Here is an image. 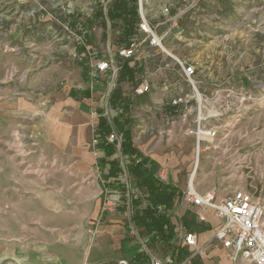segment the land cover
Segmentation results:
<instances>
[{
  "label": "rangeland",
  "instance_id": "obj_1",
  "mask_svg": "<svg viewBox=\"0 0 264 264\" xmlns=\"http://www.w3.org/2000/svg\"><path fill=\"white\" fill-rule=\"evenodd\" d=\"M113 1L0 0V55L6 60L0 77V256L13 257L21 249L29 253L81 233L103 198L97 163L104 152L96 147L94 135L99 111L110 121L117 115L110 97L121 70L105 75L93 65L111 56L119 62L117 51L127 45L122 23H111L107 16ZM143 3L146 19L158 33L167 30L157 25L165 8L171 13L185 9L175 30L182 36L166 39V45L173 55L196 66L202 94L220 91L224 97L226 91L235 96L244 91L252 97V109L236 131L246 133L241 145L254 150L247 142L264 134V0ZM101 8L107 26L97 14ZM150 53L142 54L148 73L163 56ZM164 59L172 70L164 74L176 81V62ZM136 83L122 82L123 95L132 96ZM156 97L133 100L134 144L159 167L167 165L172 180L178 175L177 185L185 187V172L179 171L189 169L194 143L176 135L169 146L146 130L162 128L167 116L154 104ZM115 157L124 159L120 144ZM198 181L201 192L215 188L221 195L230 192V186L242 185L224 181L222 169L205 161Z\"/></svg>",
  "mask_w": 264,
  "mask_h": 264
},
{
  "label": "built area",
  "instance_id": "obj_2",
  "mask_svg": "<svg viewBox=\"0 0 264 264\" xmlns=\"http://www.w3.org/2000/svg\"><path fill=\"white\" fill-rule=\"evenodd\" d=\"M137 5L140 17L138 30L130 45L118 49L116 57L120 61H115V57L111 56L107 60L96 62L93 67L98 73L105 75L117 73L125 63L134 70L142 69V72L136 75L137 83L133 88V95L129 98L134 104L135 98L156 94L157 100L154 104L160 105L159 109L163 107L167 115L162 128L145 129L152 136H159L169 146L174 144L176 135L191 138L194 143L193 161L188 170H182L187 182L180 203L194 211L196 222L208 223V214L212 213L219 225L203 244H200L199 234L191 231L184 223L178 226L172 246L163 240L154 242L150 236L143 233V228L136 224L134 218L138 208L147 209L152 206L149 193L145 188L135 185V179L128 170L129 161L123 154V161H119V180L122 188L115 191L102 188V218L116 213L121 208L125 209L128 233L138 244L140 254L147 264H193L195 259L204 254L205 248L214 243H219L227 250L231 264H264V149L246 150L241 145L246 133L236 131L239 122L252 109V97L244 91L241 94L236 93V96L234 91H226L225 98L220 91L214 95L202 94L199 90L200 81L197 78L196 66L173 55L166 45V39L172 37L178 40L182 36L180 31L175 33V30H179L185 9L171 13L168 7L165 8L164 19L157 25H166L167 30L158 33L146 19L143 0H139ZM192 7L195 5H190V8ZM144 47H147L146 51ZM150 52L163 56L161 63L152 70L153 72L148 73L143 68L144 63L147 64V57L142 54H151ZM165 56L176 62L179 76L176 81L171 82L164 74L165 70H171L170 64L164 62ZM144 74L146 76L143 79ZM139 75H142V78H139ZM157 75H160V80L155 83L154 78ZM184 85L188 89L184 88ZM153 109V105L149 107V111L152 112ZM159 109L156 107V110ZM130 118L132 120V111ZM94 141L97 145L95 136ZM107 141L117 147L122 145L123 136L114 130L107 137ZM204 161L221 168L224 181L232 182L233 185L240 181L242 185L237 188L230 186V192L225 195L219 194L215 188L201 192L198 188L201 184L198 174ZM169 170L165 165L157 171L159 180L164 184L173 181ZM157 211L167 214L170 212L163 205H158ZM100 223L101 220L90 222V234L95 233ZM182 249L189 250V254L181 258L179 251ZM118 264L131 263L122 259Z\"/></svg>",
  "mask_w": 264,
  "mask_h": 264
},
{
  "label": "trees",
  "instance_id": "obj_3",
  "mask_svg": "<svg viewBox=\"0 0 264 264\" xmlns=\"http://www.w3.org/2000/svg\"><path fill=\"white\" fill-rule=\"evenodd\" d=\"M137 2V0H114L108 7L109 21L122 23V37L127 46L131 44L137 33V25L140 21ZM97 14L103 17V24L107 26L103 8ZM139 72H142L141 68L134 70L127 63L124 64L117 88L110 97L111 108L119 113L112 122L99 111L98 126L94 136L97 140L96 147L103 150L105 156L97 164L100 167L103 188H108L110 191L121 189L119 180L121 167L120 162L115 158L116 146L107 141V137L114 130L121 133L123 136L121 150L123 156L129 161L128 170L135 179V185L147 190L152 204L147 209H137L134 217L135 222L140 228H143V233L150 236L154 242L163 240L172 246L174 225L167 213L157 211V206L163 205L167 209H172L178 188L172 183H162L157 176L158 164L154 160L146 161L144 154L135 147L130 118L133 102L129 97L123 95L121 87L122 82H134ZM144 161L146 162L144 163Z\"/></svg>",
  "mask_w": 264,
  "mask_h": 264
},
{
  "label": "crops",
  "instance_id": "obj_4",
  "mask_svg": "<svg viewBox=\"0 0 264 264\" xmlns=\"http://www.w3.org/2000/svg\"><path fill=\"white\" fill-rule=\"evenodd\" d=\"M4 61H6L5 57L0 55V77L5 65ZM75 100H78V98ZM81 113L84 116V112L81 111ZM72 129L73 125L70 127V131ZM247 144L251 145L254 150L264 149V134L254 136ZM183 169H180L179 175ZM179 182L180 178L175 174L172 184L178 188V194L173 208L169 209L171 213H168L174 225L173 236H175L180 223H184L191 231L199 234L200 244H203L211 236L215 227L219 225V221L213 217L212 213H209L208 223L196 222L194 211L184 207L180 203L181 194L186 189V186L181 187L177 185ZM101 205L102 200L96 205L94 213L90 218L91 220L83 227L81 233L77 235L72 234L69 236V239L54 242L44 248L34 249L29 253L21 249L13 257L2 255L0 256V264H118L122 259L129 261L131 264H147L144 257L140 254L138 244L128 233V217L125 209L121 208L116 213L108 214L102 218ZM100 220L101 223L98 225L95 233L93 235L90 234V222ZM179 254L181 258L185 257L189 254V250L182 249L179 251ZM193 264L231 263L227 250L219 243H214L207 246L204 254L195 259Z\"/></svg>",
  "mask_w": 264,
  "mask_h": 264
}]
</instances>
